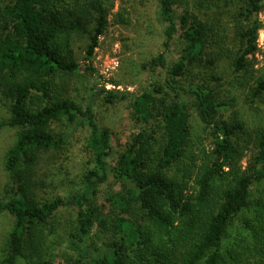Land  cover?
Listing matches in <instances>:
<instances>
[{"label": "trees", "instance_id": "trees-1", "mask_svg": "<svg viewBox=\"0 0 264 264\" xmlns=\"http://www.w3.org/2000/svg\"><path fill=\"white\" fill-rule=\"evenodd\" d=\"M155 1L164 51L142 65L148 86L135 96L94 85L78 102L67 89L82 69L76 43L88 40L92 62L116 0H0L1 126L17 130L5 158L14 196L0 195V219L14 223L0 264H264V124L251 129L231 92L221 97L218 73L228 63L260 111L264 77L251 82L264 0ZM114 21L128 26L129 10ZM130 98L137 131L116 152L96 104ZM80 141L90 155L81 187L41 199L45 156ZM67 207L75 218L62 228Z\"/></svg>", "mask_w": 264, "mask_h": 264}, {"label": "rangeland", "instance_id": "rangeland-1", "mask_svg": "<svg viewBox=\"0 0 264 264\" xmlns=\"http://www.w3.org/2000/svg\"><path fill=\"white\" fill-rule=\"evenodd\" d=\"M129 10L131 23L128 26L117 25L114 22L115 15L121 7ZM264 22V12L260 15ZM110 26L99 39L92 62L85 61L88 40H78L76 49L78 58L82 60V69L68 78V95L73 96L78 102H83L91 94V88L98 85L106 90H120L132 95H139L152 80L153 75L142 69L143 63L164 51L162 25L157 19L155 0H116V6L109 18ZM232 35V34H231ZM255 74L251 84L262 76L264 77V29L259 36V52L255 57ZM222 77L220 95L229 94L236 99V109L245 111L250 119L249 126L254 129L257 124H264V97L259 103L260 111H250L247 104L249 88L239 87L240 76L233 73L228 63L224 62L218 70ZM262 77V78H263ZM239 78V77H238ZM256 83V82H255ZM133 98L109 105L104 100L96 104L95 114L98 122L110 129L113 136V147L116 152L122 151L126 146L136 127L132 122ZM232 114V110L225 113V117ZM7 102L0 103V195L4 201L14 196L13 183L9 173L5 169V158L8 150L15 144L17 130L2 127V123L8 119ZM194 136H201L205 146L211 148L212 139L204 126L197 122L192 123ZM57 134L62 132L59 125H54ZM195 141V139H194ZM256 155L253 145L246 151L243 161L244 166L252 163ZM90 155L85 142L80 141L71 148V151L52 152L45 156L38 172L39 181L45 184L38 189L41 199H49L56 196L67 198L69 194L79 189L82 184L83 174L89 167ZM112 186L110 184L108 187ZM117 189V187H115ZM61 219L62 228H69L75 218L72 207L63 210ZM14 218L9 214H3L0 219V263L5 256V249L9 234L13 228ZM53 239L48 245L52 246ZM56 243V241H55ZM55 246V244H54ZM65 258L59 259L56 264H66Z\"/></svg>", "mask_w": 264, "mask_h": 264}]
</instances>
